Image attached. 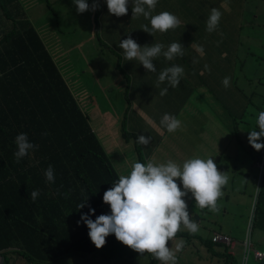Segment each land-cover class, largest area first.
I'll return each mask as SVG.
<instances>
[{
  "label": "trees",
  "instance_id": "1",
  "mask_svg": "<svg viewBox=\"0 0 264 264\" xmlns=\"http://www.w3.org/2000/svg\"><path fill=\"white\" fill-rule=\"evenodd\" d=\"M45 1L48 9L52 10H54L52 6L58 3V0ZM101 1L99 0V3ZM170 1L172 0H158L152 15L164 12L163 7ZM64 2L66 3L65 0ZM88 3L91 5L92 0H88ZM74 7L76 5L73 0L70 4L66 3L67 9ZM104 7L84 12L85 22L87 14L93 16L96 32L93 36L98 38L97 42L103 49L104 46L107 48V44L111 46L106 38L104 40L99 34L97 17L105 12ZM127 7L126 15L121 17L114 15L118 32L111 30L124 37L123 39L131 35L138 44H142L143 38H152L149 39L151 44L170 45L173 42H180L184 47V55L179 57L181 59L169 62L183 66L184 75L180 87H175L173 93L185 87L187 99L197 92L203 96L200 87H206L212 98L209 100V97H205L204 102L211 106L214 113V103H219L223 107L221 111L227 113L232 124L230 126V120L228 123L221 120L218 125L221 122L223 127L220 131L226 138L231 133V138H227L229 141L227 146L236 147L240 138L232 132L237 131V123H248L251 119L254 122L259 112L264 111V65L257 72L249 73L248 67L257 66L249 63L248 45L252 38L250 39L246 31V28L251 27L256 30L264 29V17L261 13L253 14L255 7L249 2L244 13L240 15L242 18L236 17V22L234 21L230 28L227 26L223 30L209 33L206 28H202L203 24L200 21H195L190 26L189 34L180 25L175 30L169 29L163 33L157 30L151 35L141 29L144 25L151 28L150 19H145L142 15L132 17V6ZM22 8L24 9L19 0H0V111L8 116L6 119L0 113V252L4 256L2 264H12L15 256L24 259L27 264H53L60 257L72 253H79L82 259L69 264H87V260L83 261L86 263L81 262L89 257V254L95 261L97 256L104 252L109 254V257L113 256L116 254L114 250L118 248L112 246L113 240L116 239L115 235L110 234L106 237L105 245L110 244L109 249L105 251L97 249L90 240L87 226L82 221L77 224L81 214L88 213L89 208L85 206L78 209V205L88 197L87 203L95 209V214L91 216L93 220L98 215L110 214V206L105 204L102 198L104 192L112 187V183L119 179V170L89 122L87 114L77 102L72 84L62 73V69H59L39 32L25 17L26 12ZM107 17L111 22L109 12ZM202 36H205V40ZM221 43H225L224 48L229 54L216 57L214 52L219 49ZM190 44L194 52L193 57L186 54L190 50L187 49ZM245 45L246 50H242L240 57H236L237 49H244ZM107 50L113 53L115 65L123 72L122 76L126 80L123 95L127 99L131 74L122 61L123 49L114 44ZM203 55L212 57L216 63L215 68L211 69L215 71V75L212 72L207 73L206 69L201 72L203 67L200 66L199 59ZM156 62L158 63H154L156 72H150L151 74L157 73L160 67L165 68L169 65L163 56L158 57ZM218 68H222L219 75ZM238 68L240 70L244 68L247 74L236 71ZM228 69L233 72L230 73ZM225 77L231 78L230 86L227 88L222 83ZM188 78H193V81L188 82ZM142 79L146 80L145 74ZM176 99L170 112L174 116L181 110L177 108L178 100L182 103L179 96ZM126 103L119 128L125 139L135 138L140 131L137 128L127 129L130 105L127 101ZM203 110L204 106H200L199 114H202ZM163 112L166 113L165 110ZM163 112H160V115ZM202 117L205 118L203 114ZM188 124L190 128L192 125H198ZM20 133H26L29 142L38 145V148L31 150L26 157L16 163L14 152L17 151V146L14 136ZM175 140L178 141L180 138L177 136ZM134 145L138 153V162L145 164L146 158L143 157L144 153L141 152L142 149L136 140ZM190 146L197 150L196 143ZM220 146L223 147L222 143ZM260 153L261 150L254 149V152L250 151L248 155L251 163L254 162L258 167ZM230 154L228 152V156ZM219 157H222V153ZM229 158L231 159V156ZM50 164L54 168V183L47 182L44 175ZM260 169L262 171L260 178L258 175L260 183L253 208L252 233L255 229L264 231V168ZM245 181L247 184L248 181L246 179ZM34 190H39V196L33 202L31 192ZM228 197L230 192L226 193L224 201ZM217 206L221 213L234 207L223 203L221 205L217 203ZM219 211L213 212L207 207L197 206L195 212L198 215L197 217L192 215V218L198 222L201 232L191 234L186 229H180L178 232L186 234L188 240L195 236L208 247L213 243L223 242L226 248L223 252L224 259L227 263L232 261V264H238L240 261L234 257V253L227 250V243L213 238L219 233L230 235L221 226L216 227L215 220L207 218L208 214ZM262 261L264 264V258Z\"/></svg>",
  "mask_w": 264,
  "mask_h": 264
},
{
  "label": "rangeland",
  "instance_id": "2",
  "mask_svg": "<svg viewBox=\"0 0 264 264\" xmlns=\"http://www.w3.org/2000/svg\"><path fill=\"white\" fill-rule=\"evenodd\" d=\"M212 1L213 0H197L201 12L207 11ZM170 2L175 7L174 12H182V3L176 4L172 1ZM180 2H182V0H180ZM99 5L101 8L105 6V12L97 17L99 22V34L104 40L106 38L111 46H114V44L119 45V42L123 40L124 37L117 34L118 28L115 16L111 14L110 22L109 17H107L109 11L106 0H102ZM127 6L131 7L132 1H130ZM52 8L54 10L51 8L37 9L36 15L41 18L40 21L43 22V24L50 26L56 25V28L52 29V32L55 34L49 37L51 42L48 41L45 34L43 37L48 43L51 52L55 55L59 66L61 65L63 73L67 75V78L72 84L77 102L87 114L89 122L92 127H94L103 146L108 151L112 162L117 168L124 171L125 176L130 174L132 165L138 162V153L134 145L138 135H135V138L130 137L125 139V136L122 135L119 128L122 112L127 104L126 101L130 105L127 113V129L131 130L137 128L140 131L139 135L143 134L146 137L151 136V141L148 145L139 144L142 149L141 152L144 153L143 157L146 158L145 164H147L148 160L152 162L155 160L158 162L172 160L182 167L183 162L187 159L200 157L206 160L212 157L214 160L215 151L216 153H222V170L219 168L218 170L226 172L229 181L226 187H222L221 191L223 192V196L218 198L217 203L220 205L222 203L230 204L234 205V207L228 210L225 209L222 213L219 211L215 214H208L207 218L215 220L214 224L216 227L221 226L226 233H230V236L237 240V245L232 252L234 253V257L240 261L243 255V245L240 241L245 236L248 218L254 202V193L260 183L258 175L259 178L261 176L260 167L255 165L254 162L251 163L248 157L250 151L254 152V149L249 144L247 137L251 130L260 131L256 123L257 120L253 122L251 119L248 123L238 122L236 132H232L231 127L230 131L236 134L240 139L236 147L227 146L229 142L227 138H231V133L227 138L223 136L220 131V128L223 126L221 122L218 125V122L223 120L228 123L230 117L225 111H223L224 113L221 111L223 107L219 105V103H214L215 113L211 106L205 104V97H209V100L212 98V94L206 90V87H200V92H203V96L198 95L199 93L197 92L186 99L185 87L179 89L175 94L173 93L174 88L169 86L167 81L160 83L157 87L158 76L160 71L164 69L163 67H160L157 73L151 74L144 69L142 64H139V61L126 60L123 53L122 61L130 71L132 77H130L131 86L128 87V96L126 99L123 95V86L126 80L122 76L123 72L121 68L115 65V56L111 51L108 52L107 50V48L111 46L107 44V48L104 46L103 53H95V58H101L102 60L94 61L93 55L90 53V40L94 39L92 38L95 37L93 34H96L93 16L87 14L85 22V13H78L76 7L67 9L64 0H58V3L52 6ZM22 10L24 11L25 8H22ZM255 13L259 15L261 13L264 17V0H262L261 4L255 6V12L253 14ZM184 15L188 17V21H184L185 26L182 27V29L189 34L191 33L190 26L193 25L195 21L199 20L200 14L196 11ZM26 18L28 19L29 17ZM258 22L260 21L258 20ZM220 28L225 27L221 25ZM246 31L250 39L252 38L248 45L250 52L249 63L254 67L257 66V68L248 67V71L249 73L257 72L264 65V29L256 30L254 27H251L246 28ZM149 39L143 38L142 44L140 45H151ZM202 39L205 40V36H202ZM91 43L96 42L93 41ZM163 44L166 48L169 43ZM224 44L225 43H221L219 49L215 52L216 57L229 54L224 48ZM246 47L245 45L244 49H237L238 56L236 57H240V53L242 50H246ZM187 49L190 50L186 52V54L193 57L192 55L194 52L191 44ZM106 52H108V54ZM201 53L204 54L202 51ZM160 57H162V55ZM176 59L181 58L177 57ZM156 60L157 58L153 63L158 64ZM167 62L169 63L168 66L172 65L168 60ZM199 64L203 67L201 72H204L206 69L208 70L206 71L207 73L210 74L212 72V74L215 75V71L211 70L214 69L216 65L212 57L203 55L202 58L199 59ZM229 69L227 71L230 73L233 72V70ZM236 71L246 73L244 68L243 70L238 68ZM71 72L76 73V77H71ZM220 72H222V68L217 69L218 75L221 74ZM143 74H145L146 80L142 79ZM187 81L192 82L193 78H188ZM76 88H78V90H76ZM163 88H167L168 91L166 95L161 96L160 91ZM260 88L261 86L259 85L258 89ZM177 96L182 100V103L178 100L179 107L177 108H181V110L175 114H177V119L182 121V127L173 133H169L167 129L160 124L161 120L157 113L165 110L166 114L171 115L170 112H172L173 104L176 103ZM213 101L216 102L215 100ZM198 105L199 107L197 108ZM200 106H204L203 113L200 112L204 114V119L202 114H199ZM188 123L198 125H192V129V127H189ZM231 124L230 120V126ZM177 136L180 138L178 141L175 140ZM190 140L191 142H189ZM258 142H264V138ZM192 143L197 144V150H194L190 146ZM220 143H222L223 147L220 146ZM189 146L191 150H189ZM152 147L157 150L153 155H149L148 152ZM227 151L231 153L229 155L231 159ZM262 157L263 153H260V159ZM259 165H261V163H259ZM262 167L264 168V164ZM245 179L248 181L247 184ZM178 185L183 190L182 184ZM227 192H230V197L224 201ZM184 199L188 205L187 210L190 217L192 218V215L197 217L198 214L195 212V208L198 205L191 192H189L188 196L184 197ZM181 229L186 228L181 225ZM198 232L200 233L201 230ZM204 234H206V232H204ZM186 237V234L177 232L176 236L172 240H169L167 244L169 248L174 250L175 245L181 240L185 242L183 249L177 253L178 264H232V261L227 263L223 257V252L226 251L223 242H218L217 244L213 243L211 247H208L195 236H191L189 240ZM252 238H255L254 232L252 233ZM257 239L260 241V244H257L258 247H264V234L262 237L257 235ZM113 241L114 244H112V246L115 248L118 247L114 250L116 252L115 255L109 257V254H105L104 252L100 254L96 258L97 261H95L92 255L89 254V257L84 258L82 262L87 260V264H162V262L155 259L151 253L145 252L141 254L124 245L122 242H119L117 239ZM109 246L110 244H107L102 247L101 250L105 251V249H109ZM227 250L230 251L229 247H227ZM131 254H137V256L142 257H135V259L129 260L127 257ZM80 259L82 258L79 253H72L60 257L55 260L53 264H69L72 261ZM18 261L23 260L19 258ZM247 264H263V261L262 259L255 258L252 252H250Z\"/></svg>",
  "mask_w": 264,
  "mask_h": 264
},
{
  "label": "clouds",
  "instance_id": "3",
  "mask_svg": "<svg viewBox=\"0 0 264 264\" xmlns=\"http://www.w3.org/2000/svg\"><path fill=\"white\" fill-rule=\"evenodd\" d=\"M73 3L78 13L96 11L100 6L99 0H92L91 5L88 0H73ZM106 3L110 14L121 17L128 13L129 0H106ZM157 3L158 0H132V17L142 15L145 19H150L151 28L144 25L141 29L151 35L157 30L163 33L180 26L179 18L173 13L164 11L152 15ZM222 15L218 8H211L206 21L207 32L212 33L218 29ZM118 47L123 49L126 60L139 61L147 72H156L153 61L161 55L168 61H174L177 57L184 55V47L180 42L171 43L165 50L163 43L141 46L131 35L121 40ZM183 75V66L172 64L165 67L159 73L157 87L165 81L173 88L178 87ZM230 79V77L223 79L224 87L230 86ZM167 91V88L161 89L160 95H166ZM162 117L160 124L169 133L182 127V121L176 116L165 114ZM256 123L260 131H249L247 139L253 149L261 150L263 157L259 162L264 164V142H258L264 138V111L259 112ZM14 138L17 146V151L14 152L16 163L26 157L31 150L38 148V145L29 142L26 133H20ZM136 141L141 145H148L151 136L146 137L141 134ZM261 171L262 169L260 173ZM44 175L47 182H55L54 168L51 164L45 170ZM177 179L182 184L183 190L178 185ZM228 181L229 177L226 172L218 170L212 157L206 160L193 157L185 160L182 167L172 160L167 161L166 164H154L151 160L147 164L135 162L130 174L120 175L119 179L112 183V187L103 194V202L110 206V214L98 215L93 220L91 216L95 214V209L87 203V197L78 205V209L87 206L89 212L82 213L77 224L79 225L82 221L87 226L90 240L97 249L104 247L106 237L114 234L119 242L138 253H151L162 264H178L177 253L183 249L185 242L181 240L173 250L167 246L168 241L176 236L181 225L191 234L199 231L198 222L190 217L184 197L191 192L200 208L207 207L210 211L217 212L219 211L217 200L223 196L221 189ZM38 196L39 190L31 192L33 202ZM255 200L256 195L254 202ZM254 202L249 215L250 219L253 218ZM258 248L264 249L263 247Z\"/></svg>",
  "mask_w": 264,
  "mask_h": 264
},
{
  "label": "crops",
  "instance_id": "4",
  "mask_svg": "<svg viewBox=\"0 0 264 264\" xmlns=\"http://www.w3.org/2000/svg\"><path fill=\"white\" fill-rule=\"evenodd\" d=\"M61 1V0H59ZM67 4H70L71 3V0H65ZM20 2L22 3L23 7L25 8V12H26V15L25 17H29L28 19L30 20V22L32 23V25L35 27V29H37V31L39 32L42 40H43V43H45L46 47L48 48V50L51 52L50 48L48 47V43L45 41L43 35L45 34L48 41L51 42V40L49 39L50 36H53L55 33L52 32V29L53 28H56V25H47V24H43V22H41V18L38 17L36 14H37V9H46L48 8L49 6H47L46 4V1L44 0H20ZM172 2L176 3V4H183V8H182V12H174L175 11V7L171 4V2L168 4V5H165V7H163L162 11H167V12H170V13H173L175 14L179 20H180V25H182L183 27L185 26V22L188 21V17H186L184 14L186 13H189V12H196L198 11L199 14H200V17H199V20L203 25H202V28H206V21H207V18L208 16L210 15V12H211V8L212 7H216L218 8L221 12H222V17H221V20L219 22V27L217 30H223L224 28H220L221 25L223 27H227L229 26L228 28H230L232 26V24L234 23V21L236 22V17H239V18H242V16L240 17V15L242 13H244L245 11V7H246V4L247 3H253L254 7L255 6H258L259 4L262 3V0H248L247 3H246V0H213L210 4H209V7H208V10L205 11V12H201L200 10V5L198 4L197 0H182V2H180V0H172ZM65 3V4H66ZM208 4V3H207ZM105 9V7H104ZM185 12V13H183ZM236 14V16L234 15ZM257 14V13H255ZM173 30V29H171ZM175 30V29H174ZM94 38V39H92ZM90 40V53H92L93 55V60H102L101 58H95L96 57V54L95 53H103V48L99 46L98 42H97V39L96 37H92ZM95 41L96 43H91ZM141 42V40H139V43ZM215 44H217L215 42ZM51 46H52V43H51ZM216 52V51H215ZM214 52V53H215ZM108 54V52H106ZM52 56H53V59L55 60V62L57 63L59 69L61 70V65L59 66V63L55 57V55H53V53L51 52ZM62 71V70H61ZM63 73V71H62ZM64 74V73H63ZM64 76L66 77L67 75L64 74ZM70 76L71 77H76V73H70ZM68 79V78H67ZM69 80V79H68ZM141 81V80H140ZM76 90H78V88H76ZM4 102L5 101V96H4ZM165 112H163L161 115L160 113H157L160 120L163 118V114ZM5 118L7 117V115H3ZM204 116V114H203ZM204 119V118H203ZM219 132V131H218ZM139 136V135H138ZM215 140V139H214ZM157 149L152 147L150 149V151L148 152L149 155H153L154 152L156 151ZM221 153H216L215 151V155H214V162L217 164V167L222 170V161H221V158L219 157ZM154 164H166L167 161H153ZM119 173L120 175L124 174V171H122L121 169H119ZM177 183L180 184V181L179 179H177ZM226 187V185H225ZM255 195L257 194V191L255 190ZM254 195V196H255ZM264 234V231L263 230H260V229H255L254 230V235H255V240H254V243L256 246H258L257 244L259 243L260 244V241L257 239V235L261 236ZM236 247V246H235ZM234 247V248H235ZM103 254V253H102ZM98 257V256H97ZM135 257H142V256H137V254H131L129 255L127 258L129 260H133L135 259ZM19 258H17V256H15V259L13 260L12 264H27L26 261L24 259H22L23 261H18ZM143 259V258H142ZM148 260V258H147ZM81 263H86V262H81Z\"/></svg>",
  "mask_w": 264,
  "mask_h": 264
},
{
  "label": "built area",
  "instance_id": "5",
  "mask_svg": "<svg viewBox=\"0 0 264 264\" xmlns=\"http://www.w3.org/2000/svg\"><path fill=\"white\" fill-rule=\"evenodd\" d=\"M259 163H261L260 167H262V162H259ZM250 218H249V221L246 227L245 236L240 241V243L243 245V255H242V259L240 260L239 264H246L250 252H252L253 256L257 259L264 258V249L256 247L253 243L252 235H251L252 234V229H251L252 219ZM213 238L225 241L230 249V252H232L233 248L237 244V240L228 234H222V233L215 234Z\"/></svg>",
  "mask_w": 264,
  "mask_h": 264
},
{
  "label": "water",
  "instance_id": "6",
  "mask_svg": "<svg viewBox=\"0 0 264 264\" xmlns=\"http://www.w3.org/2000/svg\"><path fill=\"white\" fill-rule=\"evenodd\" d=\"M3 260H4V256L1 254V252H0V264H2L3 263Z\"/></svg>",
  "mask_w": 264,
  "mask_h": 264
}]
</instances>
